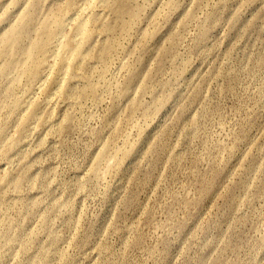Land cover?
<instances>
[{
    "label": "rangeland",
    "instance_id": "rangeland-1",
    "mask_svg": "<svg viewBox=\"0 0 264 264\" xmlns=\"http://www.w3.org/2000/svg\"><path fill=\"white\" fill-rule=\"evenodd\" d=\"M0 264H264V0H0Z\"/></svg>",
    "mask_w": 264,
    "mask_h": 264
},
{
    "label": "bare ground",
    "instance_id": "bare-ground-1",
    "mask_svg": "<svg viewBox=\"0 0 264 264\" xmlns=\"http://www.w3.org/2000/svg\"><path fill=\"white\" fill-rule=\"evenodd\" d=\"M81 29H82V32H83L84 28L82 27ZM31 75L34 76V75H35V72L32 71V72H31Z\"/></svg>",
    "mask_w": 264,
    "mask_h": 264
}]
</instances>
